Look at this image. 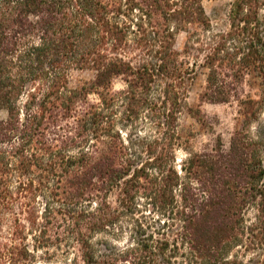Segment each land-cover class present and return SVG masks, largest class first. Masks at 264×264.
Returning <instances> with one entry per match:
<instances>
[{
  "label": "trees",
  "instance_id": "trees-1",
  "mask_svg": "<svg viewBox=\"0 0 264 264\" xmlns=\"http://www.w3.org/2000/svg\"><path fill=\"white\" fill-rule=\"evenodd\" d=\"M219 16L203 0H0V264H264V0ZM181 31L199 99L234 97L240 124L177 168L178 114L198 115ZM74 69L93 78L72 86Z\"/></svg>",
  "mask_w": 264,
  "mask_h": 264
},
{
  "label": "rangeland",
  "instance_id": "rangeland-1",
  "mask_svg": "<svg viewBox=\"0 0 264 264\" xmlns=\"http://www.w3.org/2000/svg\"><path fill=\"white\" fill-rule=\"evenodd\" d=\"M226 2L227 0H203V5L209 16L213 17L215 11L218 10L220 13L219 17H221ZM216 21L218 24L220 23L219 20ZM186 39L187 34L184 31L179 32L174 39V49L178 51V58L184 67L194 68L186 104L193 109H197L198 115L194 116L192 113H189L186 106L178 114L177 131L180 142L175 150L177 168H179L181 159H184L189 152L209 150L215 146L218 139L222 147L227 148L231 132L240 124L239 105L234 97H231L228 102L224 103H211L199 99V93L205 85V70L197 65L200 57L196 51L191 50L190 52H186L184 50ZM194 63H196V66L193 65ZM92 78L93 72L89 70L74 69L69 73V81L72 86L88 82ZM122 87L123 83L121 80H114V89L117 90ZM93 97L94 95H90V98ZM0 116L4 117L5 113L1 112ZM136 131L133 128L131 129V132ZM39 254L42 255L40 252ZM38 264H61V262L58 259L51 261L40 259Z\"/></svg>",
  "mask_w": 264,
  "mask_h": 264
}]
</instances>
